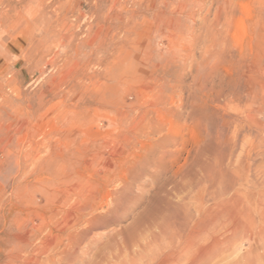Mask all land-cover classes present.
<instances>
[{
	"label": "rangeland",
	"instance_id": "374dc122",
	"mask_svg": "<svg viewBox=\"0 0 264 264\" xmlns=\"http://www.w3.org/2000/svg\"><path fill=\"white\" fill-rule=\"evenodd\" d=\"M0 264H264V0H0Z\"/></svg>",
	"mask_w": 264,
	"mask_h": 264
},
{
	"label": "bare ground",
	"instance_id": "6f19581e",
	"mask_svg": "<svg viewBox=\"0 0 264 264\" xmlns=\"http://www.w3.org/2000/svg\"><path fill=\"white\" fill-rule=\"evenodd\" d=\"M220 203H221V202H220ZM217 205H218V204H217ZM226 207H227V206H226ZM223 208H224V207H223ZM228 208H229V207H228ZM226 210H227V209H226ZM231 214H232V213H231ZM172 256H173V252H171L170 254H168V255L165 257V259H167V260H168V259H171ZM175 257H176V256H175ZM175 257H174V258H175ZM172 258H173V257H172ZM174 258H173V259H174ZM174 261H175V259H174Z\"/></svg>",
	"mask_w": 264,
	"mask_h": 264
}]
</instances>
